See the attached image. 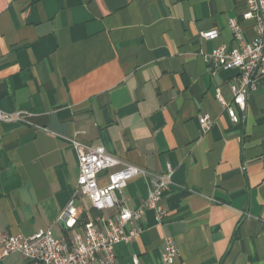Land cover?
<instances>
[{"label": "crops", "instance_id": "crops-1", "mask_svg": "<svg viewBox=\"0 0 264 264\" xmlns=\"http://www.w3.org/2000/svg\"><path fill=\"white\" fill-rule=\"evenodd\" d=\"M245 10V0H0V111L25 116L0 123V231L51 229L69 242L118 216L121 204L98 211L79 195L76 225L58 222L80 175L77 142L148 171L117 194L131 209L174 170L167 216L147 210L133 224L141 234L116 246L119 264H163L167 238L175 264H264V77L245 111L233 104L236 124L217 94L233 103L239 71L212 75L206 58L236 46L231 19L256 38ZM211 30L217 39L201 38ZM0 264L31 261L11 253Z\"/></svg>", "mask_w": 264, "mask_h": 264}, {"label": "built area", "instance_id": "built-area-1", "mask_svg": "<svg viewBox=\"0 0 264 264\" xmlns=\"http://www.w3.org/2000/svg\"><path fill=\"white\" fill-rule=\"evenodd\" d=\"M245 3L243 19L255 22L256 38L247 40L243 25L237 19H231L229 27L236 46L217 47L206 57L210 63L212 75L221 69L239 71L237 83L231 86L233 103H228L220 92L217 94L218 101L226 109L232 122L236 124L241 120L233 104L245 111L249 96L258 90L259 80L264 77V0H245ZM219 35V31L211 30L201 33L200 36L205 40H215ZM24 118L21 112L0 111V123H17ZM199 122L204 130H210V115L200 116ZM73 144L79 153L80 175L75 186L74 197L61 213L58 222L62 223L65 229L76 225L79 213L75 206V199L79 195L86 197L98 211L112 210L121 204L118 216L102 218L100 222L105 223L104 230L98 228L94 222H87L84 226V234L75 233L69 242L57 238L51 229L28 237L0 231V257L11 253H21L31 261V264H119L116 246L122 242H131L143 231V227H133V224L139 222L147 210L155 211L160 223L167 216V212L162 207V201L172 182L174 170L171 165H167L165 174L154 175L153 188L145 203L136 209H131L127 207L125 201L118 199L117 194L134 178L149 174L148 171L112 157L103 147L84 150L79 143ZM118 166L122 168L109 174L107 184L101 186L99 177ZM127 228L128 231H126ZM179 255V249L173 239L167 238L162 257L163 264H175ZM134 264H140L137 258H134Z\"/></svg>", "mask_w": 264, "mask_h": 264}]
</instances>
